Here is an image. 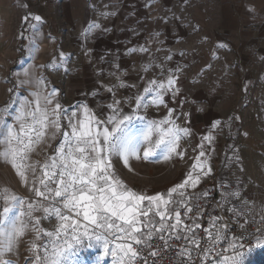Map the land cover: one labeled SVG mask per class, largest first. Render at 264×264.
<instances>
[{
	"label": "snow or ice",
	"instance_id": "6c2138e0",
	"mask_svg": "<svg viewBox=\"0 0 264 264\" xmlns=\"http://www.w3.org/2000/svg\"><path fill=\"white\" fill-rule=\"evenodd\" d=\"M100 15L107 19L115 13ZM21 23L32 34L25 37L21 31L18 39L28 40L25 48L35 61L42 17L29 13ZM96 30L109 31L98 22L90 23L81 33L83 40ZM159 37L153 33L145 45L127 52L147 53L141 72L159 68L163 79L141 76L142 86L129 84L113 60L116 70L110 74L117 84L100 86L111 94L110 102L97 99L100 89H93L65 106L60 90L49 87L34 64L23 70V78L16 73L15 82L6 81L12 87L7 89L9 100L0 106V161L10 165L26 195L0 185V264H19L22 244L23 264H245L246 237L264 249V229L258 226L264 225V200L257 203L246 196L242 180H219L214 186L219 199L213 197V189L198 190L213 174L219 120L193 149L198 152L181 179L163 191L131 187L117 169L119 164L135 173L134 161L159 164L185 159L181 141L192 135L186 126L192 114L182 110L186 98L177 101L179 67L165 75L164 64L155 60L151 46L162 43ZM164 59L171 60V54ZM65 60L61 52L59 62L54 59L39 67L67 72ZM118 88L135 91L118 97ZM165 97L181 111L170 107ZM162 106L167 109L163 116L147 114ZM181 119L185 126L178 123ZM231 225L242 231L236 234ZM246 226L255 231L248 232ZM92 250L97 254L93 256Z\"/></svg>",
	"mask_w": 264,
	"mask_h": 264
},
{
	"label": "crops",
	"instance_id": "0c3cea01",
	"mask_svg": "<svg viewBox=\"0 0 264 264\" xmlns=\"http://www.w3.org/2000/svg\"><path fill=\"white\" fill-rule=\"evenodd\" d=\"M101 11L115 15L105 19ZM29 13L43 20L41 35L37 37L40 51L35 61L27 54L28 40L18 39L21 31L25 37L32 34L31 28L21 23L22 17ZM93 22L109 31L96 30L84 41L81 33ZM156 32L162 41L151 46L156 62L164 64L165 75L169 69H180L177 101L187 99L182 110L192 114L190 124L186 125L192 129V135L181 141L187 150L183 161L159 164L134 161L135 173L127 172L119 164L117 169L131 187L149 193L163 191L181 179L192 163L191 157L198 152L193 149L219 120L221 123L214 131L211 166L213 174L220 173L217 158L227 141L230 129L227 120L235 114L239 118L235 107L242 98L264 95V90H259L264 84V0H0V104L9 100L7 89L12 84L6 81L15 82L16 73L23 78V70L32 64L37 75L46 77L49 87L60 90L59 99L65 106L84 99L82 93L93 89H100L97 99L110 102L111 94L100 86L117 84L110 74L116 70L113 60L129 84L142 86L141 76L163 79L159 68L141 72L147 53L127 52L129 48L145 45ZM221 44L225 47H220ZM155 48L161 51L155 52ZM85 49L89 50L87 56ZM61 52L66 57L67 72L63 68L40 69V65H48L54 59L59 62ZM169 54L172 59L165 61ZM101 70L103 74L98 75ZM132 91L135 89L118 88L117 95L122 97ZM165 99L170 107L181 111L169 97ZM198 108L203 111H197ZM166 111L162 106L159 111L149 109L147 114L159 118ZM178 123L185 126L183 119ZM14 182V171L0 161V185L11 187Z\"/></svg>",
	"mask_w": 264,
	"mask_h": 264
},
{
	"label": "rangeland",
	"instance_id": "374dc122",
	"mask_svg": "<svg viewBox=\"0 0 264 264\" xmlns=\"http://www.w3.org/2000/svg\"><path fill=\"white\" fill-rule=\"evenodd\" d=\"M258 84L255 87L257 90ZM262 89L264 90V84L259 87L261 92ZM242 99L235 107L240 113L239 118L235 117V114L231 120H227L230 129L226 135V144L219 152L217 167L224 180L232 183L237 178L242 180L245 195L259 203L264 200V95L260 93L259 97ZM4 104L5 102L0 106ZM236 156L239 157L238 161L235 159ZM228 158H232L231 163H228ZM14 178L15 186L10 188L26 193L25 189L19 186L15 173ZM45 227L48 225L45 224ZM20 251L19 264H23V256L26 255L23 244ZM91 254L94 256L97 253L92 250ZM82 255L87 254L82 253ZM245 264H264V249H255L246 253Z\"/></svg>",
	"mask_w": 264,
	"mask_h": 264
},
{
	"label": "built area",
	"instance_id": "2783aa9c",
	"mask_svg": "<svg viewBox=\"0 0 264 264\" xmlns=\"http://www.w3.org/2000/svg\"><path fill=\"white\" fill-rule=\"evenodd\" d=\"M221 179H223V176L221 175V173L212 174V176L210 178H207L205 180V182L203 183V185L200 188V190H202V189H213V197L215 199H219V192L215 190L214 186ZM14 191H16L19 195H22V196L26 195V193H24V192H22V191H20L18 189H15ZM210 207H211V205H209V210H210ZM225 216H226V222L231 223L230 221L227 220V214H225ZM205 226H206V224H205ZM231 226L234 229L236 234H239L242 231L241 229H239V227L237 225H231ZM258 226L261 227L262 229H264V225H258ZM246 229H247L248 232L255 231V227L246 226ZM246 239H249V243L243 249L244 254L248 253L249 249H251V251H253L255 249H261V248L257 247L255 245V243L250 240V238L246 237Z\"/></svg>",
	"mask_w": 264,
	"mask_h": 264
}]
</instances>
